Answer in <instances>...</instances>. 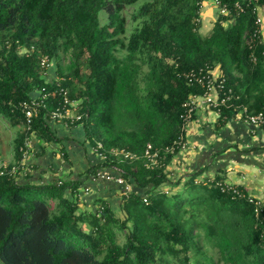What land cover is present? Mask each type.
<instances>
[{"label":"trees","instance_id":"trees-1","mask_svg":"<svg viewBox=\"0 0 264 264\" xmlns=\"http://www.w3.org/2000/svg\"><path fill=\"white\" fill-rule=\"evenodd\" d=\"M205 1L0 0V118L21 129L18 163L29 136L19 104L43 88L53 94L33 125L52 141L44 116L60 101V82L79 103L88 139L102 142L133 187L123 193L121 218L105 203L79 213L81 182L22 184L19 171L0 174L1 264H193L199 256L204 264H264V205L223 192L221 176L171 181L168 166L179 151L162 154L185 136L184 103L203 93L186 79L192 69L218 68L225 77L235 99L220 110L223 123L243 109L264 111V45L256 33L264 0H217L230 14L219 12L209 36L201 34ZM43 56L55 62L58 82L44 78ZM148 145L162 154L158 166L147 167ZM114 151L139 159L120 162Z\"/></svg>","mask_w":264,"mask_h":264},{"label":"crops","instance_id":"crops-1","mask_svg":"<svg viewBox=\"0 0 264 264\" xmlns=\"http://www.w3.org/2000/svg\"><path fill=\"white\" fill-rule=\"evenodd\" d=\"M206 2L205 19L201 12V34L209 36L219 9L214 0ZM261 16L264 21V10ZM262 37L264 39V23ZM54 65L53 61L48 70L49 82L57 80V66L55 68ZM36 96L35 93L33 97ZM47 125L53 140L48 141L35 133L20 164L15 141L21 129L13 127L7 120L0 122V162L9 167L20 165L18 179L22 184L47 185L59 180L81 182L78 189L79 213L96 212L105 203L117 217H123V188L115 182L89 180L91 171L97 166L102 167L103 160L96 152V144L88 139L84 125L53 120H49ZM6 130L14 132L9 141L4 139ZM184 137L186 147L168 166L171 181L185 180L194 174H198L199 181L221 176L225 183L241 187L264 205L263 130L245 122L240 113L223 123L220 113L201 107L193 121L186 125Z\"/></svg>","mask_w":264,"mask_h":264},{"label":"built area","instance_id":"built-area-1","mask_svg":"<svg viewBox=\"0 0 264 264\" xmlns=\"http://www.w3.org/2000/svg\"><path fill=\"white\" fill-rule=\"evenodd\" d=\"M258 1V0H255ZM214 3L218 7L217 0H214ZM219 9V7H218ZM237 9L242 10V8L237 5ZM258 17L256 20V25L258 29L256 33L260 34L262 43L264 45V39L262 37V26H263V18L261 16L264 8L258 6L256 8ZM221 14L229 16L230 11L226 9H219ZM41 69L44 72V78L47 79L48 70L51 68L53 64V60L49 56H43L40 59ZM186 79L190 85H199L203 93L200 95H191L188 100L184 103L183 108L184 112L181 116V119L184 122V125H188L191 123L195 117L197 110L201 107H206L211 110H215L218 113L223 107H227L228 104L235 99L234 93L230 88L226 86L225 77L221 73L218 68L215 69H192L186 74ZM58 82V80H56ZM49 82V81H48ZM56 94L60 97V101L57 102L54 109L48 111L44 116L47 122L49 120H53L56 122H62L69 125H76L80 123L83 119V115L78 113L79 103L71 100L69 97V91L61 86L60 82L56 85ZM35 94V93H34ZM33 94V95H34ZM55 94V92H54ZM36 97H31L30 100L25 101L19 104V108L24 116L26 122L27 132L29 136L25 141V148H22L24 155L27 154V149L30 146V138L34 136L33 125L35 119L39 116L41 109H49L50 103H48V99L53 97V94L48 93L45 88L36 91ZM241 118L249 123L250 125L259 128L264 131V111H260L258 113H249L247 109H243L239 112ZM186 147L185 137L181 136L176 139L170 146L166 147L162 154H175L176 152L184 149ZM102 150H104V146L102 142L96 143V152L99 154V157L103 160L102 167L96 170H93L89 174V180L98 181L104 180L108 182H115L123 188V192L125 195H129L133 192V187L129 181L125 178L124 171L116 165H112L114 162L110 160L108 162L109 156L103 154ZM160 151H153L151 145H148L147 150L145 152V159L147 160V167H155L158 166L160 158L162 156ZM111 156L120 162L123 161H135L138 160L139 157L136 154L126 151H114L111 153ZM108 162L109 166H105ZM19 169L17 167L9 168V166L4 165L0 162V174L1 175H10L16 176ZM115 172V174L113 173ZM64 183V180H59L58 184L61 185ZM218 186L221 188L223 192L230 193L234 197H242L247 198L250 203L255 204L257 206L263 205L256 198L245 194V191H242L239 186L230 185L227 183H219ZM88 191V190H86ZM258 209V208H257Z\"/></svg>","mask_w":264,"mask_h":264},{"label":"rangeland","instance_id":"rangeland-1","mask_svg":"<svg viewBox=\"0 0 264 264\" xmlns=\"http://www.w3.org/2000/svg\"><path fill=\"white\" fill-rule=\"evenodd\" d=\"M209 1V0H208ZM205 4V5H204ZM203 4V10H202V15H203V17H204V19H205V14H206V12H207V7H208V4H207V2L205 1V3ZM132 13H133V8H127V12H126V17H127V20H128V29H129V32H131L132 31V29L134 28V26H135V23H133V21H132V18H131V16H132ZM106 12L105 11H103V12H101V14H100V19H101V24H105L106 22H107V17H106ZM53 65V64H52ZM54 67H55V65H54ZM56 68V67H55ZM6 119H4V118H0V122H2V121H5ZM9 122V121H8ZM7 131V130H6ZM4 131L3 132V134H4V139L6 140V141H9V140H11V138L14 136V132L12 131ZM121 218H123L122 216H121ZM203 246V250L204 251H206L207 252V254H209L210 256H213V252L212 251H207L206 250V246H204V244L202 245ZM198 261H199V263L200 264H204V259H203V257H197V263H196V257L194 258L193 257V259H192V263L193 264H199L198 263ZM0 264H1V262H0Z\"/></svg>","mask_w":264,"mask_h":264}]
</instances>
